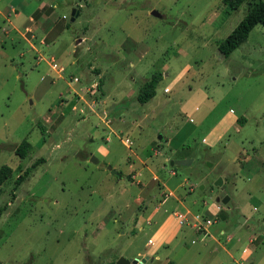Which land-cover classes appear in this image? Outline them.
<instances>
[{"label": "rangeland", "instance_id": "rangeland-1", "mask_svg": "<svg viewBox=\"0 0 264 264\" xmlns=\"http://www.w3.org/2000/svg\"><path fill=\"white\" fill-rule=\"evenodd\" d=\"M247 4L0 0V167L12 172L1 264H114L125 221L162 200L183 225L160 260L177 242L186 255L174 264H264V27L226 58L216 48ZM155 71L153 98L137 103ZM22 140L31 152L20 161ZM104 215L124 222L99 228Z\"/></svg>", "mask_w": 264, "mask_h": 264}, {"label": "crops", "instance_id": "crops-1", "mask_svg": "<svg viewBox=\"0 0 264 264\" xmlns=\"http://www.w3.org/2000/svg\"><path fill=\"white\" fill-rule=\"evenodd\" d=\"M100 151L102 156H104L106 151L104 149H100ZM172 173L173 171L171 172V174ZM154 178L155 177H153V179ZM135 201H139V199H135ZM177 204L180 206L179 201L177 202ZM164 205L165 201L162 200L154 205L145 217H141L139 216V214L136 216L128 217L125 223L131 222V226L128 227L127 231H117L118 233L116 236L127 238L125 245L126 247H132V251L127 250L126 247H123V253H120V255L118 256H121L125 259H143V264H174L171 258L173 256L175 257V255L178 256V252L180 253L181 257L186 255L185 250L183 249L181 244H177L176 242L173 248L167 251L166 256H164L162 260H160V257H158V251L160 250V248L167 249L170 244L177 238L178 233L183 225L181 222V217H183V214L180 215L179 213H177V211L174 210L170 211L169 209H162ZM107 213L110 212L108 211ZM184 214L187 215L188 211L185 210ZM108 217L109 215H104L100 219L101 223L99 225V228H104L105 224L109 221L117 223L119 222L118 220H120L114 217L109 220ZM123 222L124 220H120V223ZM144 224L147 226V231L151 230L149 231L148 237L141 245H133L135 239L137 238V233L141 232V227ZM185 226H188V228H190L189 225Z\"/></svg>", "mask_w": 264, "mask_h": 264}, {"label": "trees", "instance_id": "trees-1", "mask_svg": "<svg viewBox=\"0 0 264 264\" xmlns=\"http://www.w3.org/2000/svg\"><path fill=\"white\" fill-rule=\"evenodd\" d=\"M248 2L246 13L243 15L241 20L237 25L228 33V35L216 43L217 52L220 56L226 58L229 54L237 49L247 38L248 33L255 25H261L264 27V2L262 0H222V5L227 9L226 11L236 10L243 2ZM162 73L160 71L153 72L150 77L144 81L138 88L135 100L139 104H144L153 98L155 94V87L157 83L161 80ZM238 123H242V118L237 120ZM40 132L43 134L44 130L42 127ZM31 152V145L22 140L19 142L13 149V154L20 160H25ZM43 160L38 159L29 167L24 169L22 174L17 176L13 181V186L11 191H14L33 171L37 164L41 163ZM11 169L2 165L0 167V195L3 192L5 185L8 182V179L11 176ZM13 197V192L11 193ZM6 205L0 208V215L5 211ZM1 264V263H0Z\"/></svg>", "mask_w": 264, "mask_h": 264}, {"label": "water", "instance_id": "water-1", "mask_svg": "<svg viewBox=\"0 0 264 264\" xmlns=\"http://www.w3.org/2000/svg\"><path fill=\"white\" fill-rule=\"evenodd\" d=\"M77 15V11L72 9L70 12V19L69 21L71 22L73 20V18ZM151 15L155 16V12H151ZM89 162L94 164V165H99L100 167L102 166V164H98L97 160L94 159L92 156H90L89 158ZM169 166H187L190 163V160H176V161H169ZM105 170L109 172L110 175L113 176H119L118 173L114 172L113 170L110 169V167L106 166ZM220 186V179L218 178L216 180V182L214 183V186ZM227 201V198H223L221 200V204H225V202ZM144 260L143 259H125L121 256H119L116 260L114 264H143Z\"/></svg>", "mask_w": 264, "mask_h": 264}, {"label": "built area", "instance_id": "built-area-1", "mask_svg": "<svg viewBox=\"0 0 264 264\" xmlns=\"http://www.w3.org/2000/svg\"><path fill=\"white\" fill-rule=\"evenodd\" d=\"M53 68V67H52ZM74 81H76V79H74ZM233 264H239V263H237V262H234Z\"/></svg>", "mask_w": 264, "mask_h": 264}, {"label": "flooded vegetation", "instance_id": "flooded-vegetation-1", "mask_svg": "<svg viewBox=\"0 0 264 264\" xmlns=\"http://www.w3.org/2000/svg\"><path fill=\"white\" fill-rule=\"evenodd\" d=\"M217 201H219L218 199H216Z\"/></svg>", "mask_w": 264, "mask_h": 264}]
</instances>
